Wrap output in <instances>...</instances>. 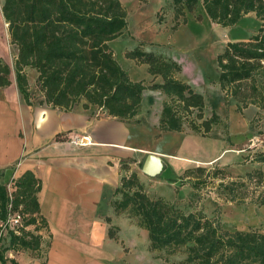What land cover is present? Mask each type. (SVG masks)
Returning a JSON list of instances; mask_svg holds the SVG:
<instances>
[{
  "label": "trees",
  "instance_id": "1",
  "mask_svg": "<svg viewBox=\"0 0 264 264\" xmlns=\"http://www.w3.org/2000/svg\"><path fill=\"white\" fill-rule=\"evenodd\" d=\"M198 2L210 21L223 27L233 26L249 12L262 21L247 41L228 42L216 62L219 87L237 101L238 111L250 104L264 109L259 81L264 78V0H169V5L177 18ZM1 13L10 43L17 47L15 81L26 104L32 103L24 71L29 67L37 73L43 102L61 110H70L83 98L103 108L109 116L131 124L140 110L143 91L158 89L164 94L157 125L160 131L183 132L188 128L206 137L221 123L216 113L203 117V96L177 77L180 66L171 59L138 47L127 51L126 58L146 64L148 73L160 76L162 82L145 85L142 80H131L108 44L127 28V12L119 0H2ZM8 73V66L0 62V86L9 84ZM254 157L251 161L264 163V152ZM165 167L163 163L156 177ZM127 168V164L121 165L125 174L110 205L116 215L134 220L147 231L151 252L164 253L165 260L182 254L179 264H264V232L224 231L217 219L201 211L185 212L162 198H150L137 174L127 173ZM204 172L213 178L224 173L216 167L187 169L180 184L187 178L196 196L204 185ZM261 183L264 173L256 169L227 182L221 180L217 191L227 201L245 203L250 184ZM12 185L13 191L8 192L0 184V222H5L9 213L17 212L23 223L17 233L0 226L1 264H17L5 256L7 251L39 250V231L47 226L37 198L40 179L26 170L12 180ZM248 201L264 205V189ZM30 225H34L36 234L26 230ZM109 235H113L111 231ZM4 239L7 244L3 246Z\"/></svg>",
  "mask_w": 264,
  "mask_h": 264
},
{
  "label": "rangeland",
  "instance_id": "2",
  "mask_svg": "<svg viewBox=\"0 0 264 264\" xmlns=\"http://www.w3.org/2000/svg\"><path fill=\"white\" fill-rule=\"evenodd\" d=\"M157 1L133 0L129 4L122 3L127 12L128 24L121 36L108 43L114 58L122 63V65L119 64L131 80H142L145 85L161 83L162 79L160 76L150 75L146 64L126 58L127 51L138 47L144 52L175 61L180 66L177 77L204 98L203 117L206 119L212 113H216L221 123L214 126L206 137L195 134L188 128L183 132L160 131L157 128L161 112L157 92L163 93L160 90L146 91L142 93L140 110L131 120L133 122L131 124L135 127V139L148 149L156 151L163 158L178 155L181 143L192 141L194 146L191 145V149L186 151L196 160L190 163L183 161L184 169L181 174L183 175L187 169L196 167L207 169L216 167L222 169L224 173H219L218 177L213 178L212 175L204 172L202 174L204 185L196 191V196L187 178L182 180V187L176 191L172 187L173 184L161 183L156 180V176H148L143 181L139 179L144 191L150 198H162L185 212L201 211L208 218L217 219L224 231L258 230L264 232V205L248 201L264 189V183L260 186L250 184L245 203L227 201L217 191L219 189L217 184L221 180L227 182L256 169L264 173V163L251 161L255 158V154L264 152V109L250 104L238 111L237 101L231 96H226L219 87L216 62L217 55L223 52L228 42L247 41L257 32L262 21L254 12H249L233 26L223 27L210 21L201 2H198L191 11H186L183 16L175 18L169 0L161 1V5L155 8ZM0 21V62L2 64L7 62L8 68L12 64L14 67L17 47L10 43L7 24L4 23L2 17ZM126 62L130 63L128 68L124 66ZM259 81H261V91L264 95V78H260ZM29 88L32 93L38 94L40 89L36 78L31 81ZM142 101H144L143 104ZM194 115L195 113L192 117ZM194 139L198 142L194 143ZM211 144H220L222 152L218 150L210 152ZM141 164V160L135 164L139 173H141ZM9 172L10 170L0 172V184L4 185L8 192H12L13 174L10 175ZM221 177L224 178L220 179ZM127 220L118 218L114 221L117 222V243L123 249L124 254H128V257L134 256L136 259L142 258L140 262L146 264H179L184 257L182 254L170 256L165 260L164 253L149 251L148 241L145 240L142 230L135 227L128 217ZM129 220L133 223L132 225ZM131 229L133 230L132 241L135 244L125 236L131 233L129 232ZM26 230L36 234L34 225L27 226ZM41 234L47 235L43 229ZM137 242H142L141 246H138ZM1 244L6 245V240H2ZM137 249H140L144 257L137 252ZM22 251L39 254L34 250Z\"/></svg>",
  "mask_w": 264,
  "mask_h": 264
},
{
  "label": "crops",
  "instance_id": "3",
  "mask_svg": "<svg viewBox=\"0 0 264 264\" xmlns=\"http://www.w3.org/2000/svg\"><path fill=\"white\" fill-rule=\"evenodd\" d=\"M161 1H157L155 8ZM1 5L2 0L0 19L3 18ZM128 65L129 62L124 64L127 68ZM9 66L6 76L9 84L0 86V172L10 170L15 179L31 170L40 179L37 198L40 214L46 220L43 230L47 235L39 231L41 245L35 251L39 254L7 251L5 256L17 264H146L140 262L142 258L128 257L117 243L114 221L118 218L128 221L126 216L116 215L110 205L114 190L125 174L121 165L127 164V173H136L143 181L148 176L139 173L135 164L141 160L142 167L148 155L159 157L166 167L156 180L173 184L178 191L182 187L179 177L184 169L183 161L196 160L186 151L194 146L193 142L181 143L178 155L163 158L136 141L133 124L109 116L103 108L83 98L65 111L43 102V93L39 91L32 93V103L28 105L18 92L13 64ZM24 71L31 86L37 73L29 67ZM157 97L160 110L164 95L158 91ZM80 137L87 138L85 144L73 143V139ZM220 146L211 144L210 152H222ZM131 220V225L134 223L142 230L149 245L147 231ZM129 232L125 236L133 243V230ZM136 244L141 246L142 242ZM137 252L144 257L140 249ZM7 264L11 263L7 261Z\"/></svg>",
  "mask_w": 264,
  "mask_h": 264
},
{
  "label": "built area",
  "instance_id": "4",
  "mask_svg": "<svg viewBox=\"0 0 264 264\" xmlns=\"http://www.w3.org/2000/svg\"><path fill=\"white\" fill-rule=\"evenodd\" d=\"M72 141L75 144L83 145L86 143L87 138L80 137L75 138ZM0 226L3 228L4 231H6V229L8 228L17 233L18 228L22 227V217L17 212L9 213L5 222H0Z\"/></svg>",
  "mask_w": 264,
  "mask_h": 264
},
{
  "label": "water",
  "instance_id": "5",
  "mask_svg": "<svg viewBox=\"0 0 264 264\" xmlns=\"http://www.w3.org/2000/svg\"><path fill=\"white\" fill-rule=\"evenodd\" d=\"M162 167L163 161L159 157L148 155L141 167V171L147 176H156L161 172Z\"/></svg>",
  "mask_w": 264,
  "mask_h": 264
}]
</instances>
